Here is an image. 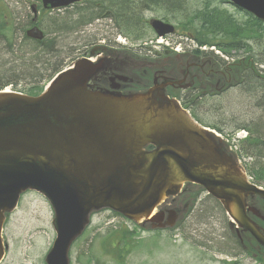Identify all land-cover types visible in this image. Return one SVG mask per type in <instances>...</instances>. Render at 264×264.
<instances>
[{"label": "water", "instance_id": "obj_1", "mask_svg": "<svg viewBox=\"0 0 264 264\" xmlns=\"http://www.w3.org/2000/svg\"><path fill=\"white\" fill-rule=\"evenodd\" d=\"M231 1L264 20V0ZM150 24L159 36L174 30L160 19ZM26 34L43 37L37 26ZM94 54L96 60L81 57L58 72L38 95L0 90V260L6 213L27 189L45 196L54 211L56 235L45 264H69L72 242L103 208L142 227H173L191 205L174 199L185 183L183 190L192 184L206 189L222 204L230 226L264 245L247 214L248 200L264 199V189L248 179L221 138L165 95L174 81L158 80L161 72L155 71L153 86L123 93L119 89L144 84L138 71L157 62L99 46L90 50Z\"/></svg>", "mask_w": 264, "mask_h": 264}, {"label": "rangeland", "instance_id": "obj_2", "mask_svg": "<svg viewBox=\"0 0 264 264\" xmlns=\"http://www.w3.org/2000/svg\"><path fill=\"white\" fill-rule=\"evenodd\" d=\"M108 1L85 0L67 8L43 11L40 0H0V18L6 21L3 19V16H6L10 30L15 29L18 36L23 34L22 27L25 31L30 26L33 16L30 8L32 3L38 4L39 26L43 30L46 25L53 23L54 16L67 17V22H71V18L78 20L74 25L77 26L74 32L61 33L60 40L64 46L56 58L64 63L63 67L86 53L89 54L90 50L100 44L114 49L128 48L140 55L151 56V60L158 56V52L167 49L173 51L178 45L185 50L197 49L196 36L194 37L196 28L194 24L190 25V21L199 20L205 7L213 14L221 11L239 23H249L252 20L243 10L226 0H111V11L119 8L120 16L124 18L122 22L120 17L100 14L104 10H110ZM88 15L92 16L86 21ZM79 16L81 18H78ZM127 17L131 18V22H137L139 27H131ZM152 17L174 23L176 32L157 37L147 23ZM79 22L82 23L79 25ZM182 22L183 28L180 25ZM206 22L211 23L209 19ZM262 26L260 37L249 39L246 45L237 49L240 51L230 50L241 55L240 57L251 56L261 71V68H264V22ZM45 35L53 37V34L46 32ZM205 37L212 38V41L225 42L221 32H212L210 28L206 29ZM0 45L4 48L3 41ZM5 56V61L12 60L8 57L10 55ZM241 60L244 59L240 58ZM166 63L172 67L170 61ZM241 64L227 67L226 80L223 82L217 73L204 69L203 71L213 74L209 80L215 84L212 91L218 94H202V98L194 104V97L190 93L195 91L186 89L183 92L189 91V95L184 100L190 103L192 112L202 123L216 127V131L218 128L227 139L235 140L251 177L256 176L264 185V174L258 173L259 166H264V158H261L264 157V90L260 85L261 79L251 74L254 67L244 66L252 62ZM247 72L251 78L254 77L251 83L237 86L236 81ZM192 76L183 77V82L194 84ZM171 78L176 79V76ZM195 83H198V79ZM17 86H23V82ZM198 90L204 89L199 87ZM243 124L249 127L246 129L245 139L250 137L253 141L247 142L237 138L236 132L242 129ZM254 136H258V139H254ZM254 146L256 149L262 148L263 153L255 151ZM197 199L182 222L174 228L159 231L139 228L133 221L110 209L94 213L91 224L71 246V264H225L224 260L234 261L233 264H264L263 258L255 261L253 256L246 255L236 245L234 234L228 230V217L210 195L201 192ZM52 218L53 209L44 196L35 191L22 194L17 209L8 216L4 225L3 237L8 243V249L0 264H44L45 254L55 237ZM121 224L130 229L136 226L138 241L137 246L127 253L123 262L118 263L106 255L100 238L106 227Z\"/></svg>", "mask_w": 264, "mask_h": 264}, {"label": "trees", "instance_id": "obj_3", "mask_svg": "<svg viewBox=\"0 0 264 264\" xmlns=\"http://www.w3.org/2000/svg\"><path fill=\"white\" fill-rule=\"evenodd\" d=\"M112 13L111 15L117 18L120 17L122 22L124 21V18L120 16L121 12L119 8L115 9ZM91 16L92 15H88L86 21L90 20ZM63 18L54 16L52 20L53 23L48 26L44 22L43 26L46 25L43 30L44 34L45 32L53 34V37H47L46 35L42 40H34L26 37L24 34V27H22L23 34L18 36V32L15 29L10 30L8 25L9 21L6 16H3V19L6 21L0 18V43L1 41L4 42V48H1L0 45V89L4 88L6 85H11L13 89H19L28 94L35 95L42 90L45 82L62 69L64 63L56 58L64 46L60 40L61 33L71 34L74 32L73 30L77 29V26L74 27V25L78 23V20L71 18V22H67V17ZM78 18L81 17L79 16ZM127 19L131 27L133 25L135 26V23H133L134 21H130V17H127ZM207 19H209L211 23H207ZM81 23L79 22V25ZM191 24H194L196 28L194 37L196 36L195 39L199 43L212 42V38L208 39L205 37L206 29L210 28L212 32H221L225 42L218 39L220 42L217 45L226 53L230 52L231 49L243 47L249 39L260 37L263 29L260 20L252 19L249 23H239L221 11H217L213 14L211 11L207 10V7L203 8L201 11L199 20L194 19L190 21V25ZM180 25L183 28L184 22L180 23ZM5 55H10L11 57H8L12 58V60L5 61ZM21 82H23V86L18 87L17 85ZM242 127L249 128L244 124ZM217 130L219 129L217 128ZM254 137V139H258V136ZM253 149L263 153L262 148L256 149V146H254ZM261 158L264 157L261 156ZM259 168V175L264 174V166L261 165ZM254 177L257 179L256 176ZM137 237L138 229L136 226L130 229L124 224L116 227H110L109 225L101 234L100 243L106 255L113 261L121 263L127 253L137 246ZM260 259L258 255V260ZM224 261L225 264L235 263L234 261Z\"/></svg>", "mask_w": 264, "mask_h": 264}, {"label": "flooded vegetation", "instance_id": "obj_4", "mask_svg": "<svg viewBox=\"0 0 264 264\" xmlns=\"http://www.w3.org/2000/svg\"><path fill=\"white\" fill-rule=\"evenodd\" d=\"M110 5H113V1L109 0L108 1V6ZM100 14H104V15H111L113 14L111 12V10H104L102 11ZM241 55L239 54H234V55H230L228 56V58H221V57H218V56H213V55H210L208 59H199V58H190L188 57L186 59V68L184 70V73H181L183 76H188L190 75V73L193 75L192 78L194 80V84L192 86V91H195V92H198L199 93V96H197L194 100H193V103L195 104L196 101L200 100L201 99V95H208V94H211V88H214L215 84L212 83V80H209L211 79V76H213V74H211L210 72L208 71H203L204 69H208L209 71L211 70V72L213 73H217L219 76H220V80L221 82L225 81L226 80V73H227V67L229 66H235V65H242L241 63H247L248 61L249 62H252V64H249V65H244V66H250V67H254L253 70L251 71V74L252 75H256L257 78L261 79V82H260V85L262 90H264V68H261V70H258V67H257V62L254 63V59L253 58H246V57H240ZM240 58L244 59L243 61L241 60L240 61ZM191 63V64H190ZM255 68L257 70H255ZM192 69V70H190ZM246 75H243L241 76V78L236 81V85L239 86L241 84H248V83H251L252 79L254 78H251V75L249 74V72L245 73ZM247 74H249V76H247ZM198 79V83H195L196 80ZM209 80V82H208ZM226 83V82H225ZM225 83H223V85H225ZM222 85V86H223ZM199 87H202L204 90H203V93L198 91V88ZM171 88H168V90H170ZM194 93V92H193ZM218 93H214V94H211V95H216ZM193 96H196V93L193 94ZM252 218L260 223V225L264 228V205H261V209H259V212H258V215H256L255 213H250ZM256 249L259 250V246L256 245ZM250 252L253 254L254 253V250L253 249H250ZM251 254V255H252ZM264 254V247L260 248V253L258 255H262ZM255 256V257H258Z\"/></svg>", "mask_w": 264, "mask_h": 264}]
</instances>
